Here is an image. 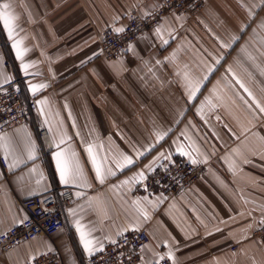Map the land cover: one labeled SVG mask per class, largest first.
Listing matches in <instances>:
<instances>
[{
  "label": "crops",
  "instance_id": "obj_1",
  "mask_svg": "<svg viewBox=\"0 0 264 264\" xmlns=\"http://www.w3.org/2000/svg\"><path fill=\"white\" fill-rule=\"evenodd\" d=\"M163 1H0L13 18L11 36L0 21V88L13 80L10 55L54 146L46 153L30 124L0 133V234L24 220L22 200L54 186L76 198L65 228L0 253V264L48 252L80 264L139 230L150 238L141 264H264L254 237L264 225V0H205L195 18L168 15L120 57H101L108 28ZM57 152L79 170L67 184ZM176 159L207 173L179 197L135 194Z\"/></svg>",
  "mask_w": 264,
  "mask_h": 264
},
{
  "label": "built area",
  "instance_id": "obj_2",
  "mask_svg": "<svg viewBox=\"0 0 264 264\" xmlns=\"http://www.w3.org/2000/svg\"><path fill=\"white\" fill-rule=\"evenodd\" d=\"M1 1V0H0ZM205 0H165L147 15L133 14L123 31L108 28L102 34L101 57L112 60L123 55L139 36L156 28L168 15L195 18L204 9ZM13 75L8 85L0 88V133L22 124H30L46 153L54 149L49 131L42 121L38 105L25 88V79L19 74L14 60L8 55L5 63ZM5 167V162L2 160ZM205 163L194 164L185 159L166 162L158 171L142 180L135 189L136 195L162 194L179 197L207 173ZM76 198L74 189L54 186L52 191L21 201L25 218L18 226L0 234V253L12 252L18 246L38 237H52L67 226V211ZM254 237L264 241V225L254 232ZM150 238L145 230L128 231L110 243L100 253L89 258H79L80 264H141L142 252ZM233 250L237 247H232ZM27 264H64L59 253L48 252L35 257ZM159 264H172L163 259Z\"/></svg>",
  "mask_w": 264,
  "mask_h": 264
},
{
  "label": "snow or ice",
  "instance_id": "obj_3",
  "mask_svg": "<svg viewBox=\"0 0 264 264\" xmlns=\"http://www.w3.org/2000/svg\"><path fill=\"white\" fill-rule=\"evenodd\" d=\"M8 7H9V5H7V4L3 5V9H5V10L8 9ZM12 20H13V18L11 17V15L7 11H0V21L3 22L4 27L8 30L9 36L12 35ZM17 54L21 55V53H19V52ZM33 91H35V89H33ZM261 111H264V108H261ZM88 153L92 158V162H93V165L95 167L97 177L100 179L101 182H103L101 167L96 163V157L92 155V148L91 147L88 148ZM55 159H56L57 169L59 170L60 179L63 183L67 184V183H69L70 180L77 178L79 170L77 169L76 173L73 172V169H72L71 165L69 164L68 159L64 156L63 153L57 152ZM125 161L128 164L132 163L131 159H129L128 157H125ZM125 183H127V182H125ZM77 228L79 230V225H77ZM80 238H81V241L84 245V248L86 250L90 251V245L92 244V241L87 239L86 234L83 231L80 232Z\"/></svg>",
  "mask_w": 264,
  "mask_h": 264
}]
</instances>
